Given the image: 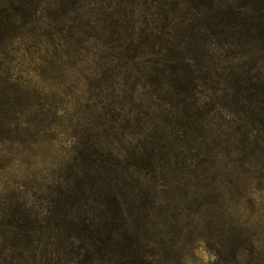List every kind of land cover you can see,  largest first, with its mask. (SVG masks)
I'll list each match as a JSON object with an SVG mask.
<instances>
[{
	"label": "trees",
	"instance_id": "16d2710c",
	"mask_svg": "<svg viewBox=\"0 0 264 264\" xmlns=\"http://www.w3.org/2000/svg\"><path fill=\"white\" fill-rule=\"evenodd\" d=\"M42 1L0 0V18L31 17ZM58 2L49 17L68 69L90 42L95 60L79 72L76 142L57 180L0 197V264H174L169 220L183 237L202 230L217 255L237 240L232 254L256 252L225 222L226 187L205 184L195 161L208 143L264 160V14L135 20L111 3L99 19L87 0Z\"/></svg>",
	"mask_w": 264,
	"mask_h": 264
},
{
	"label": "rangeland",
	"instance_id": "374dc122",
	"mask_svg": "<svg viewBox=\"0 0 264 264\" xmlns=\"http://www.w3.org/2000/svg\"><path fill=\"white\" fill-rule=\"evenodd\" d=\"M55 3L58 0L42 1L31 17L0 18V197L6 190L19 189L31 196L38 188L51 186L70 160L76 142L71 137L75 123L70 120L75 121L73 114L82 111L74 104L84 90L79 72L92 66L96 44L78 49L72 55L75 65L69 70L62 35H56L57 26L49 17L59 14ZM111 3L120 5L122 16L135 20H162L172 17L176 8L179 15L198 17L208 10L209 16L219 19L231 17L233 12L264 14V0H87V10L104 18L109 14L105 7ZM243 7L248 12L238 10ZM198 151L201 157L195 162L206 160L199 167L209 171L205 184L214 182L221 190L227 189L226 210L231 215L226 224L234 233L252 236L258 248L252 254H232L230 249L238 245L237 240L234 245L226 242L223 253L217 255L212 239L199 235L202 230L183 237L185 233H179L182 226L169 220L162 228L164 243L170 245L175 236L174 242L181 248V258L174 264H264V160L231 144L220 148L208 143Z\"/></svg>",
	"mask_w": 264,
	"mask_h": 264
}]
</instances>
